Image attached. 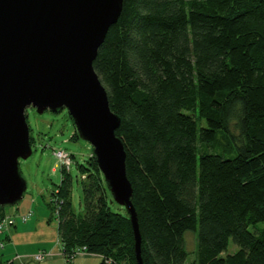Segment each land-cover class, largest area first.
<instances>
[{"label": "trees", "instance_id": "obj_1", "mask_svg": "<svg viewBox=\"0 0 264 264\" xmlns=\"http://www.w3.org/2000/svg\"><path fill=\"white\" fill-rule=\"evenodd\" d=\"M94 69L121 118L143 264H264V0H124ZM87 164L82 212L63 168L49 203L63 253L138 264L127 210Z\"/></svg>", "mask_w": 264, "mask_h": 264}, {"label": "water", "instance_id": "obj_2", "mask_svg": "<svg viewBox=\"0 0 264 264\" xmlns=\"http://www.w3.org/2000/svg\"><path fill=\"white\" fill-rule=\"evenodd\" d=\"M124 0H0V205L13 207L26 193L20 160L33 154L26 110H68L81 139L90 143L114 201L142 236L126 171L121 118L109 103L94 61Z\"/></svg>", "mask_w": 264, "mask_h": 264}, {"label": "rangeland", "instance_id": "obj_3", "mask_svg": "<svg viewBox=\"0 0 264 264\" xmlns=\"http://www.w3.org/2000/svg\"><path fill=\"white\" fill-rule=\"evenodd\" d=\"M27 123L30 128V141L33 140L32 149L33 154L27 160H20V171L27 183L26 197L28 195L38 198L45 203L47 209H50L49 203L57 201L56 196L52 192L61 183L64 172L62 173L61 161L57 156V152L64 151L70 156H74L72 167L70 170L73 178V206L76 213L83 210V192H82V173L78 170V165H88L90 157L93 154V147L90 143L83 139H72L76 132L73 121L70 118L68 110L64 109L61 112L54 113L46 111L39 114L36 109L30 107L26 110ZM205 125V123H203ZM105 181V180H104ZM43 195V196H42ZM110 199L113 198L110 195ZM113 212H122L124 209L116 202H109ZM15 207V206H14ZM12 207L7 206L5 209ZM32 212L27 214V218L23 222L29 220ZM26 217V216H25ZM191 233V232H189ZM187 235L188 250L195 252L197 247V240L194 234ZM1 248V247H0ZM238 250V247L230 241L228 253L233 254ZM195 253H191L190 260ZM43 255V256H42ZM66 264H73L70 257L65 256L62 252ZM42 260H37V257ZM50 252H40L30 256V261L34 263H43L52 257ZM96 264H100V261Z\"/></svg>", "mask_w": 264, "mask_h": 264}, {"label": "crops", "instance_id": "obj_4", "mask_svg": "<svg viewBox=\"0 0 264 264\" xmlns=\"http://www.w3.org/2000/svg\"><path fill=\"white\" fill-rule=\"evenodd\" d=\"M38 198L24 195L23 200L15 207L0 209V214L5 218L15 220L14 225H10L4 233H0V263L11 261L14 264H66L62 255L57 223L51 221L50 209H47L45 203ZM30 212L32 216L28 221L23 222L21 217L27 216ZM1 219L2 217L0 221ZM40 252H50L53 256L43 263L30 261V256ZM97 261H100V264H109L104 262L103 257L87 253L77 256L73 264H96Z\"/></svg>", "mask_w": 264, "mask_h": 264}, {"label": "built area", "instance_id": "obj_5", "mask_svg": "<svg viewBox=\"0 0 264 264\" xmlns=\"http://www.w3.org/2000/svg\"><path fill=\"white\" fill-rule=\"evenodd\" d=\"M57 156L61 161V167H64V169L66 171L71 170L72 167V156H70V154L65 153L64 151H59L57 152ZM27 218V216H23V219ZM15 224V220L12 218H5L3 220L0 221V233H4V230L6 228H8L10 225H14ZM1 246H3V244H1ZM62 250V248H61ZM63 252V251H62ZM85 254L84 250L78 251L77 254L74 256L75 258L79 255ZM43 256V255H42ZM17 259H21V257H17ZM37 260H42L41 257H37ZM73 260V258L71 259ZM1 264V263H0Z\"/></svg>", "mask_w": 264, "mask_h": 264}]
</instances>
